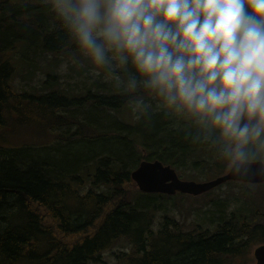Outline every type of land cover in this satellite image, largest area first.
I'll return each instance as SVG.
<instances>
[{"label":"trees","instance_id":"obj_1","mask_svg":"<svg viewBox=\"0 0 264 264\" xmlns=\"http://www.w3.org/2000/svg\"><path fill=\"white\" fill-rule=\"evenodd\" d=\"M16 41L77 53L39 0H0V56ZM13 68L0 63V264H89L116 239L132 245L122 264H244L264 243V223H243L245 214L226 217L224 209L214 233L200 224L185 230L167 214L154 230L155 212L171 196L141 192L130 172L143 159L177 164L201 146L215 150L162 113L135 121L120 92L69 94L54 72L42 93L17 90ZM18 131L34 133L18 140L11 136Z\"/></svg>","mask_w":264,"mask_h":264},{"label":"clouds","instance_id":"obj_2","mask_svg":"<svg viewBox=\"0 0 264 264\" xmlns=\"http://www.w3.org/2000/svg\"><path fill=\"white\" fill-rule=\"evenodd\" d=\"M44 3L135 119L162 113L233 175H264V0Z\"/></svg>","mask_w":264,"mask_h":264},{"label":"rangeland","instance_id":"obj_3","mask_svg":"<svg viewBox=\"0 0 264 264\" xmlns=\"http://www.w3.org/2000/svg\"><path fill=\"white\" fill-rule=\"evenodd\" d=\"M39 2H44V0H39ZM47 17H50V15L47 14ZM25 19L24 15L20 18L22 22ZM23 42H14L0 56V63L6 60L14 67L11 79H13L17 90H37L32 93H42L46 91L43 87V79L46 78V73L54 72L58 74L63 87H70L68 93L72 95H84L88 91L119 93L102 76H92L88 63L82 57H78V53L72 56L49 53L44 50L41 51L40 45H25V48H23L21 45ZM73 57H78L79 62L73 63ZM103 112L112 118H116V115L119 114L118 111L109 109H105ZM128 113L133 116L129 110ZM76 115L80 120L86 118L84 112L76 113ZM20 133L22 132L18 131L11 134V136L21 140L26 135H31L34 132L25 131L19 136ZM189 159L193 161L195 156L192 155ZM191 161L185 162L186 165H175L182 177L196 180L207 179V169L192 167L190 166L192 165ZM160 204L163 207L157 213L155 212L153 224L155 230L159 228L163 216L167 214L177 219L185 230H190L196 224H200L203 228H210L212 231H209L214 233L221 223L223 209L228 215L226 217L231 216L233 212L245 214L243 223H247L248 218L253 219V226L264 223V194L257 191H254L252 195L247 194L245 189L237 184H223L208 195H176L163 198V202ZM216 208H219V210L216 211ZM255 248L256 246L251 247L249 252H246L244 264H256L253 255V249ZM131 250L132 245L127 240L119 239L111 249L102 253L100 261H91L89 264H122L124 256Z\"/></svg>","mask_w":264,"mask_h":264},{"label":"water","instance_id":"obj_4","mask_svg":"<svg viewBox=\"0 0 264 264\" xmlns=\"http://www.w3.org/2000/svg\"><path fill=\"white\" fill-rule=\"evenodd\" d=\"M131 176L136 180L138 186L144 192L174 194L177 191H181L193 195L208 191L216 185L232 178L250 181L264 180V175L256 174L255 170H253V172L246 177H238L229 172L227 175L203 183L186 181L180 179L176 170L172 168L171 165H164L159 159L154 161L143 160L140 165L133 170ZM254 254L258 259L257 264H264V244L257 246L254 250Z\"/></svg>","mask_w":264,"mask_h":264}]
</instances>
